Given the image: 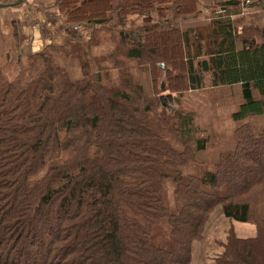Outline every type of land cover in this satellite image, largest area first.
<instances>
[{"label": "trees", "instance_id": "obj_1", "mask_svg": "<svg viewBox=\"0 0 264 264\" xmlns=\"http://www.w3.org/2000/svg\"><path fill=\"white\" fill-rule=\"evenodd\" d=\"M55 6L76 27L106 29L114 13L158 26L144 42L115 32L109 60L118 87L107 68L96 63V71L85 60L79 81L48 54L39 55L44 70L25 84L0 65V264H192L193 244L219 207L230 220L252 221L257 236L231 232L216 263L264 264V126L237 127L233 152L221 155L213 171L184 178L198 162L195 152L218 137H198L192 114L167 111L161 101L164 92L203 90L210 74L215 104L236 106L234 121L264 117L260 30L251 25L240 38L234 23L211 21L206 36L184 31L181 21L198 18L201 0ZM220 7L236 11L241 1L212 0V9ZM133 68L148 77L150 97ZM159 228L169 231L171 250L153 243Z\"/></svg>", "mask_w": 264, "mask_h": 264}, {"label": "crops", "instance_id": "obj_2", "mask_svg": "<svg viewBox=\"0 0 264 264\" xmlns=\"http://www.w3.org/2000/svg\"><path fill=\"white\" fill-rule=\"evenodd\" d=\"M58 1L26 0L20 6L0 9V45L3 47L0 48V58L5 59L3 64L5 70L7 67L12 70L21 69L25 59L38 56V61L43 63L38 65L40 72L37 74H40L44 70L45 64L39 55L48 54L54 58L58 67L68 70L73 81H79L82 78V60L93 64L96 71L99 69L95 65L97 63L103 68H108L112 74L114 69L109 56L116 47L115 32H131L139 42H144L147 34L158 26L157 20L153 21L156 25L148 26L139 15L122 17L119 13L113 14L106 29L97 28V30L93 25L71 26L55 6ZM206 1L212 0H201L199 17L203 20L197 18L181 21L184 24V31H193L203 23L207 24V28H210L209 23L214 21L221 24L234 23L235 35L240 38L245 37L248 27L253 25L260 30V35L264 39V0H254L249 9V15L243 17L237 15L234 19L230 17L231 12L237 13L238 10L232 11L224 8L225 14L219 16L215 14L218 8L208 9L211 5H206ZM203 12L207 15H203ZM211 12L213 16L210 15ZM197 23L200 24L197 26ZM208 33L209 30L206 35ZM78 51H81V54ZM134 61L136 60H130L128 64H133ZM20 69L15 71L14 77H18L21 72H24ZM72 70H74V76H72ZM205 75L210 74H204V81ZM253 228L246 225L240 229L236 236L240 239L254 238L257 236V229ZM195 254L193 250V264H205L202 259L199 261ZM219 254L221 256L222 252Z\"/></svg>", "mask_w": 264, "mask_h": 264}, {"label": "rangeland", "instance_id": "obj_3", "mask_svg": "<svg viewBox=\"0 0 264 264\" xmlns=\"http://www.w3.org/2000/svg\"><path fill=\"white\" fill-rule=\"evenodd\" d=\"M206 3V5L210 6L212 1H206ZM210 8L211 6L208 7V9ZM203 13V15H207L205 14V12ZM210 15L213 16L212 12ZM199 16L198 19L203 20ZM154 18H157L156 14H154ZM171 20L174 21V19ZM175 21L179 22V19ZM146 25L154 26L156 25V23L151 22L147 23ZM206 25L207 24L203 23L196 29H200L203 35H206L208 32V28L206 27ZM0 48L3 47H1L0 45ZM78 52H80L79 54H81V51ZM0 59V65H3L5 59ZM39 64L42 65L43 63H41V61H36L33 63L31 59H25L22 62L21 68L24 72H21L20 76H18L19 81L25 84L26 82H30L35 79L38 76L37 73L40 72V66L38 67ZM136 65V61H134L133 64H128V66L131 67H134ZM18 69L16 68L12 70L7 67L5 72L7 76H9L10 78H14V75L16 73L15 71ZM132 73L137 82L143 83V79L146 80V92L147 95H149L150 97L152 91L150 90L151 86L147 80L148 77L141 74L135 68H133ZM72 76H74V70H72ZM111 78L113 79L114 86L118 87L120 81L118 72L114 70L111 74ZM191 92L185 93L182 96H179L175 93H171L170 91L161 94L163 96L171 95L175 99V105L172 104L171 101L163 105L165 110L171 111L173 110V108H175V111L177 110L179 113L181 112L183 114H192L195 119V125L199 128V133L197 134L198 137L207 136L208 134H211L218 138L215 139L214 142L207 149L195 152V156L198 162L183 171L182 177L184 178L190 175H201L205 172L213 171L221 155H226L233 152L236 147V142L234 140V130L237 127H240L246 123H250L254 127L264 126V117H252L246 121L236 122L233 120L232 117V115L237 111L236 106L217 107V105L215 104V91L210 86V75H205V88L203 90H195L194 92ZM135 103L140 106H143L141 102H138L137 100H135ZM164 108L157 107L154 109V113L158 114L159 116H162ZM246 225L252 228L256 227L252 221L249 223H240L230 220L224 217L223 208H217L212 214L205 228L204 238L201 241L194 242L193 244V250L196 253L195 256L198 258L199 261H201L202 259L205 264H217L216 259H218L220 256V254L218 255V253L222 252V255L224 254L223 244L227 242L229 234L233 232L237 235L240 229L244 226L246 227ZM152 241L156 246L162 249L171 250L173 248L172 237L169 231L165 228H159L158 230H156L153 234Z\"/></svg>", "mask_w": 264, "mask_h": 264}, {"label": "built area", "instance_id": "obj_4", "mask_svg": "<svg viewBox=\"0 0 264 264\" xmlns=\"http://www.w3.org/2000/svg\"><path fill=\"white\" fill-rule=\"evenodd\" d=\"M241 1V7L238 9L237 13L231 12V19H234L235 16H240L243 17L246 14H248L249 9L252 7L254 0H240ZM225 9L220 7L216 10V15H224L225 14Z\"/></svg>", "mask_w": 264, "mask_h": 264}, {"label": "water", "instance_id": "obj_5", "mask_svg": "<svg viewBox=\"0 0 264 264\" xmlns=\"http://www.w3.org/2000/svg\"><path fill=\"white\" fill-rule=\"evenodd\" d=\"M24 1H25V0H18L17 2H15V3H11V4H6V5H4V4H0V9L17 7V6L21 5V4H23ZM161 101H162V104H163V105H165L166 103H169V101H171L172 104H173V97H172L171 95H169V96H163V97L161 98ZM173 109H174V108H173Z\"/></svg>", "mask_w": 264, "mask_h": 264}, {"label": "bare ground", "instance_id": "obj_6", "mask_svg": "<svg viewBox=\"0 0 264 264\" xmlns=\"http://www.w3.org/2000/svg\"><path fill=\"white\" fill-rule=\"evenodd\" d=\"M246 15H247V14H246ZM246 15H245V16H246Z\"/></svg>", "mask_w": 264, "mask_h": 264}]
</instances>
